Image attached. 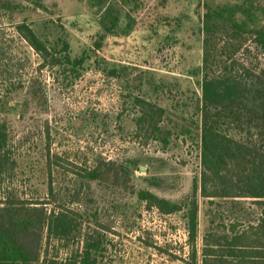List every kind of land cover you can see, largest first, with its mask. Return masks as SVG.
Masks as SVG:
<instances>
[{
    "label": "rangeland",
    "instance_id": "1",
    "mask_svg": "<svg viewBox=\"0 0 264 264\" xmlns=\"http://www.w3.org/2000/svg\"><path fill=\"white\" fill-rule=\"evenodd\" d=\"M6 1L16 10L0 11V122L10 159L0 169V198L44 202L80 217L83 231L107 236L108 264H185L183 212L161 214L135 194L81 176L100 161H113L129 166L134 191L173 202L190 194L200 172L201 76L193 71L202 63L204 15L221 6L246 7V0ZM254 7L252 20L235 13L249 30L264 26V1ZM111 16L118 23L107 32ZM22 20L50 43L65 40L71 57L82 56L78 75L42 67L16 32ZM253 38L234 58L258 73L264 56ZM134 96L165 108L166 146L136 136ZM200 217L198 251L205 226ZM78 242L69 239L65 248L53 241L49 254L64 258Z\"/></svg>",
    "mask_w": 264,
    "mask_h": 264
},
{
    "label": "trees",
    "instance_id": "2",
    "mask_svg": "<svg viewBox=\"0 0 264 264\" xmlns=\"http://www.w3.org/2000/svg\"><path fill=\"white\" fill-rule=\"evenodd\" d=\"M254 1L246 0V7L208 9L204 15L202 63L193 71L201 76L196 99L200 172L190 194L173 202L149 190L134 191L129 166L113 161H100L81 176L135 194L161 214L183 212L188 245L185 264H264V67L256 73L234 58L252 36L264 56V26L249 30L245 20L235 18L239 11L252 20ZM15 7L0 0V11L13 13ZM117 23V16H111L106 31L111 32ZM15 29L38 54L42 67L61 66L67 78L78 75L84 58L71 57L65 40L50 43L25 20ZM132 103L137 109L136 136L166 146L170 132L161 126L165 108L140 96H134ZM7 149L6 124L0 122V169L9 164ZM43 203L0 198V264H108L110 244L105 234L83 231L80 217ZM200 212L205 226L198 251ZM75 237L80 245L64 258L49 254L53 241L66 248Z\"/></svg>",
    "mask_w": 264,
    "mask_h": 264
}]
</instances>
